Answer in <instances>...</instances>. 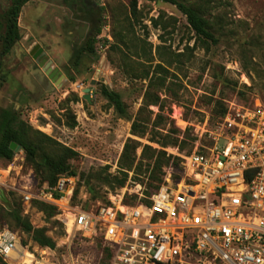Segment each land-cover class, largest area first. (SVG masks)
Instances as JSON below:
<instances>
[{
	"label": "rangeland",
	"instance_id": "374dc122",
	"mask_svg": "<svg viewBox=\"0 0 264 264\" xmlns=\"http://www.w3.org/2000/svg\"><path fill=\"white\" fill-rule=\"evenodd\" d=\"M129 1L28 0L17 19L19 39L1 58L0 113L14 112L33 131L75 153L69 160L75 172L72 205L91 207L119 197L124 203H134L138 198L136 185L143 195L150 189L145 169L156 156L143 160L134 178L133 169L144 146L161 150L160 143L177 137L185 142L182 152H176L171 145L162 150L179 157L177 153H186L193 146L191 139L196 140L200 132L196 126L206 121L209 130L215 128L221 107H248L258 99L264 101V0H217L213 13L222 18L225 35L208 51L199 47L184 16L174 6L137 0L138 14L134 18ZM9 6L10 0H0V18ZM159 17L163 29L152 25L151 19ZM97 25L100 32L95 36L94 55L81 56L74 66L75 50ZM130 38L137 45H145L153 61L151 68L142 56H133L123 46ZM157 50L178 55L179 63L169 69L165 87L155 90L160 104L145 107L144 93L147 79L158 63ZM139 63L148 71L147 79L139 77L143 69ZM131 66L140 70L134 74ZM101 86L120 95L126 118L119 117L107 104L100 93ZM71 116L73 128L66 126ZM133 119L147 127L142 137L131 134ZM128 140L137 145L125 185L113 191L95 185L101 198L92 199L85 187L90 173L120 177L118 161ZM0 168L10 171L6 182L10 188L21 189L30 178L32 182L40 180V174L25 163L21 149L14 151L11 161L0 160ZM164 171L165 176L168 171L172 174L170 168ZM126 186L131 192L124 190ZM1 188L0 230L7 228L17 233L21 245L30 252L40 254V249L45 250V264H97L96 245L72 239L56 215L47 218L36 204L27 205L17 192ZM14 207L33 228L45 230L54 249L40 248L30 236L14 228L9 214ZM0 264L11 262L0 259Z\"/></svg>",
	"mask_w": 264,
	"mask_h": 264
},
{
	"label": "built area",
	"instance_id": "2783aa9c",
	"mask_svg": "<svg viewBox=\"0 0 264 264\" xmlns=\"http://www.w3.org/2000/svg\"><path fill=\"white\" fill-rule=\"evenodd\" d=\"M257 101L228 108L213 130L206 121L196 126L200 132L190 152L176 154L182 160L178 178L164 171L148 196L136 185L134 203L119 197L91 207L72 205L73 177L39 189L30 178L17 189L7 186L5 168L0 186L27 205L36 200L55 207L72 239L109 250L107 264H264V101ZM44 251L30 252L17 233L0 230L2 261L45 264ZM102 256L98 251V260Z\"/></svg>",
	"mask_w": 264,
	"mask_h": 264
},
{
	"label": "trees",
	"instance_id": "16d2710c",
	"mask_svg": "<svg viewBox=\"0 0 264 264\" xmlns=\"http://www.w3.org/2000/svg\"><path fill=\"white\" fill-rule=\"evenodd\" d=\"M28 0H10V6L4 13L3 17L0 18V64L1 58L4 57L19 39V32L17 28V19L22 5ZM157 2L165 3L174 6L185 18L189 29L192 31L193 36L198 42L199 47L204 51L210 50L215 47L221 38H224L223 33V21L218 15H214L213 11L218 7L217 0H154ZM129 11L131 17L138 14L137 12V0L129 1ZM154 28L160 26L163 29L162 21L160 17L157 19H151ZM100 32V26L97 25L93 29V34L88 37L86 42L75 50L74 66L78 63V59L83 55H94V42L95 36ZM126 34H121V37ZM121 41V40H120ZM119 41V42H120ZM128 45L124 44L128 50L135 57L142 56L143 59L148 63L146 65L151 68L152 58L150 53L145 48V45H137L128 39ZM122 42V41H121ZM158 63L154 65L152 69L151 77H148V71L145 69L144 64L139 63L143 66V69L139 72V77L148 80L146 90L144 93V106L160 104V99L156 93V89L165 87L167 77L170 75L169 69L176 62L179 63L178 55L173 53L165 54L157 50ZM140 70L139 68L134 69L130 67V72ZM137 72V71H136ZM135 74V72H134ZM137 74V73H136ZM70 80H73L70 78ZM169 88V87H167ZM100 93L107 101V104L112 107L114 112L121 118H126L127 110L121 97L118 93L109 90L105 86L100 87ZM242 94V93H241ZM144 107V108H145ZM144 110V109H143ZM226 108L221 107L218 111L220 118L226 113ZM160 116V115H158ZM75 125L74 117L71 116V123L66 124L67 127L73 128ZM131 134L137 137H142L145 133L146 126L140 124L137 119H133L130 127ZM195 141V139H191ZM10 143H14L19 146L24 154L25 163L30 166L34 173L40 174V180L34 181L33 186L35 189H39L42 186L47 188H53L56 181L60 177H73L75 172L69 165V160L73 159L75 153L55 141L50 137L38 132L33 131L28 125H26L14 112L9 110H2L0 113V160L9 162L12 160L14 152L9 149ZM137 143H133L128 140L124 146L122 153L118 161V168L120 177L103 175L100 172L91 174L85 182L87 192L91 195L92 199L101 198L95 189L96 186H106L110 190L122 188L127 181V172L133 169L135 162V146ZM172 146L178 148L180 152L183 151L185 142L180 141L177 137L171 142H162L159 144L161 150L151 149L149 146H144L140 160L136 163L133 169L134 178L138 176V171L142 168V161L145 159L154 158L152 167L147 165L145 172L147 175V187L150 188L146 191V195H150L153 191L158 189L162 182L163 168H171L173 173V179H177L176 174L182 171L180 163L182 160L179 157L166 154L162 149L166 146ZM193 147V146H192ZM191 147V149H192ZM190 149V150H191ZM190 150L186 153H189ZM149 154V155H148ZM41 168V170H40ZM106 168V167H105ZM105 171V169H104ZM92 181V182H91ZM79 184L74 190L73 197H75L78 191ZM9 193V192H8ZM12 194V193H9ZM54 196L58 197L59 194L54 192ZM36 204L37 209L47 218H52L57 214L56 208L43 202L33 200L31 204ZM13 222V226L19 229L24 234L30 236V239L36 243L40 248L54 249V242L45 235L44 229L33 228L29 221L22 217L18 208L12 209L9 213ZM54 223H57L56 221ZM98 251L103 253V256L98 260V264H107L110 257L108 249H101L100 242L97 243Z\"/></svg>",
	"mask_w": 264,
	"mask_h": 264
},
{
	"label": "water",
	"instance_id": "95a60500",
	"mask_svg": "<svg viewBox=\"0 0 264 264\" xmlns=\"http://www.w3.org/2000/svg\"><path fill=\"white\" fill-rule=\"evenodd\" d=\"M87 91H88V89H85V92H87ZM84 99H85L86 101H88V98H87L86 95H85ZM9 149H10L11 151L14 152L15 150H19L20 147L17 146V145H15L14 143H10V145H9Z\"/></svg>",
	"mask_w": 264,
	"mask_h": 264
},
{
	"label": "bare ground",
	"instance_id": "6f19581e",
	"mask_svg": "<svg viewBox=\"0 0 264 264\" xmlns=\"http://www.w3.org/2000/svg\"><path fill=\"white\" fill-rule=\"evenodd\" d=\"M2 188H1V186H0V190H1ZM0 197H1V199L3 200V196H2V192H0ZM67 227H68V232H69V223L67 224ZM23 254H24V256L22 257V261H24V262H26L27 261V257L29 256L28 254H27V252H26V250H24L23 249Z\"/></svg>",
	"mask_w": 264,
	"mask_h": 264
}]
</instances>
